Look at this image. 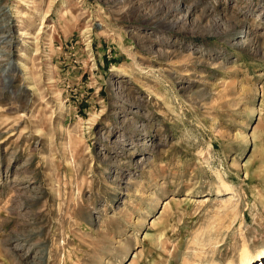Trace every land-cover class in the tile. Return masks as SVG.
Here are the masks:
<instances>
[{"label":"rangeland","instance_id":"374dc122","mask_svg":"<svg viewBox=\"0 0 264 264\" xmlns=\"http://www.w3.org/2000/svg\"><path fill=\"white\" fill-rule=\"evenodd\" d=\"M244 247L264 250V0H0V264Z\"/></svg>","mask_w":264,"mask_h":264},{"label":"bare ground","instance_id":"6f19581e","mask_svg":"<svg viewBox=\"0 0 264 264\" xmlns=\"http://www.w3.org/2000/svg\"><path fill=\"white\" fill-rule=\"evenodd\" d=\"M184 18L181 21H183ZM179 22L180 21H177L176 24L171 26L175 27ZM12 82L13 77L11 78L10 76H5L4 83L6 85L10 86ZM240 264H264V250H261L256 254H252L247 248L243 249L241 252Z\"/></svg>","mask_w":264,"mask_h":264}]
</instances>
